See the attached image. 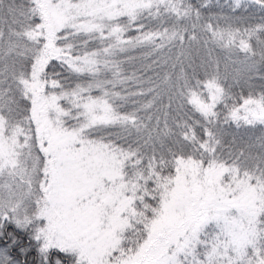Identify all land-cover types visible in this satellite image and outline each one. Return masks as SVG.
Segmentation results:
<instances>
[{"label":"snow or ice","instance_id":"snow-or-ice-1","mask_svg":"<svg viewBox=\"0 0 264 264\" xmlns=\"http://www.w3.org/2000/svg\"><path fill=\"white\" fill-rule=\"evenodd\" d=\"M0 264H264V0H0Z\"/></svg>","mask_w":264,"mask_h":264}]
</instances>
